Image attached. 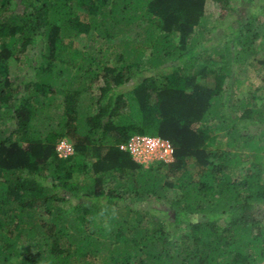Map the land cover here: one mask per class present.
<instances>
[{
    "label": "trees",
    "instance_id": "trees-1",
    "mask_svg": "<svg viewBox=\"0 0 264 264\" xmlns=\"http://www.w3.org/2000/svg\"><path fill=\"white\" fill-rule=\"evenodd\" d=\"M254 1L0 0V264H264ZM134 135L172 161L135 163Z\"/></svg>",
    "mask_w": 264,
    "mask_h": 264
},
{
    "label": "rangeland",
    "instance_id": "rangeland-1",
    "mask_svg": "<svg viewBox=\"0 0 264 264\" xmlns=\"http://www.w3.org/2000/svg\"><path fill=\"white\" fill-rule=\"evenodd\" d=\"M252 6H253V10L258 13L259 18L262 20V23H263V27L261 29L262 36L257 41V48L259 49L258 50L259 56L262 57V52L264 49V0H255ZM206 7H207V12L212 16V18H211L212 22L211 23L215 24V25H221L222 22H219L216 20V17L218 16L217 10L213 7V5L209 1L207 3ZM85 44H86L85 40H79V46L80 47L85 45ZM30 56H31V54H28V58H27L28 61L25 62L22 66L18 67L17 70H21V72H22L23 69L26 66H28L29 60H31ZM219 61L220 60L212 62L211 67L213 68V67L218 66ZM256 68H257L256 63L252 59L249 61L248 65L244 67V70L241 73L242 74L241 78H239V79H237V81H235L236 86L234 87L233 91L235 92L237 97L245 96L248 93V91L252 90L254 88V86H256L260 83V77L259 78L257 77ZM12 69H13V71L16 70V68H14V67ZM261 76H264V74L261 73ZM257 95L261 99L260 104H259L260 108H262L264 110V88H262ZM213 135H215V141H214L213 148L214 147L224 148L225 144L227 143L226 142L227 137L223 133L218 132V131L213 132ZM260 140H261V142H264V138H261ZM234 151H235V149L233 150V152ZM251 161H252V157L248 161L245 162L244 166L246 168L247 167L249 168ZM192 171H193V169H192ZM237 174H238V172L233 171L230 174V178L236 177ZM171 193L173 194L174 192H171ZM172 194H170L171 197H172ZM149 206L150 207H154V206L159 207V204H154V205L149 204ZM13 242H15V246L20 248V249H22L24 247V243H22L21 241H18L17 239L15 241L13 240Z\"/></svg>",
    "mask_w": 264,
    "mask_h": 264
},
{
    "label": "built area",
    "instance_id": "built-area-1",
    "mask_svg": "<svg viewBox=\"0 0 264 264\" xmlns=\"http://www.w3.org/2000/svg\"><path fill=\"white\" fill-rule=\"evenodd\" d=\"M120 149L128 152L135 163L145 168L156 162L167 164L172 161L171 144L159 137L134 135ZM56 151L58 156L63 158L72 154V147L62 140Z\"/></svg>",
    "mask_w": 264,
    "mask_h": 264
}]
</instances>
